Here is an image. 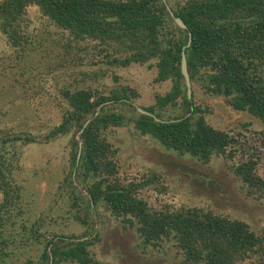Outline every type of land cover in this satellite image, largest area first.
<instances>
[{"label":"trees","instance_id":"trees-1","mask_svg":"<svg viewBox=\"0 0 264 264\" xmlns=\"http://www.w3.org/2000/svg\"><path fill=\"white\" fill-rule=\"evenodd\" d=\"M166 1L0 0V33L9 58L22 60L32 52L42 56L55 45L66 65L79 57L99 65L97 72L80 73L81 82L74 79L60 88V121L48 131L40 128L43 136H33L27 125L17 132L0 127V264H10L15 253L28 250L37 257L26 258L25 264H106L90 250L99 238H91L93 207L134 229L143 249L172 244L184 264H264V229L255 232L240 219L197 207L153 206L142 192L152 187L163 196V177L148 172L130 178L121 171L114 134L130 127L179 156L205 164L214 157L230 161L228 167L247 195L264 196L255 146L243 145L242 133L213 127L206 118L209 110L194 93L188 98L181 74L184 54L193 90L199 87L205 95L223 99L264 126V0H174L169 5L173 16ZM32 6L54 29L43 32L46 40L35 38L29 28L26 16ZM7 65L0 58V75L8 68L18 80L24 65ZM132 65L155 71L156 84L171 83L166 93L154 95L153 103L141 106L153 116L134 109L137 89L105 86L104 77L117 80L114 71ZM65 137L68 152L49 211L55 215L66 196V212L73 210V220L85 228L79 239L53 232L43 215L30 222L23 195L26 169L19 148ZM36 165L34 184L43 174V165Z\"/></svg>","mask_w":264,"mask_h":264},{"label":"rangeland","instance_id":"rangeland-1","mask_svg":"<svg viewBox=\"0 0 264 264\" xmlns=\"http://www.w3.org/2000/svg\"><path fill=\"white\" fill-rule=\"evenodd\" d=\"M171 1L174 0H168L169 4L166 1L170 13ZM26 17L30 21L29 28L35 38L46 40L49 36L43 32L53 33L54 29L45 22L36 7H29ZM60 52L61 47L57 49L53 45L49 52L42 56L38 52H32L22 60L14 56L9 58V48L0 33V58L4 57V64L8 66L7 64L16 63V67L24 65L16 77L18 80L14 79L15 72L9 71L8 68L0 75V127L4 128L3 130L17 132L24 129L23 125H27L33 136H43L40 128L48 131L60 121V88L73 83L74 79L81 82L82 72L99 71V65L91 64L90 59L84 61L81 57L75 58L74 63L70 61V64L68 62L66 65L65 59L56 56ZM114 74L117 80L111 76L104 77L105 86L112 88L128 85L137 89L140 97L133 104L137 113L138 109L143 110L141 106L153 103L155 94L163 95L171 87L169 81L154 83L155 71L149 69L147 65L117 69ZM94 86L106 88L104 84L96 82ZM193 93L196 101L209 110L206 118L213 127L234 134L242 133L246 137L239 138L242 144L247 146L250 143L255 146L259 159L258 174L264 178V137L256 134L259 132L264 134V126L247 112L234 111L223 99L205 95L199 87L193 90L191 86L188 97L190 100ZM130 129L123 127L114 134L116 136L114 143L120 151L121 171L130 178L148 172L163 177L167 190L162 197L156 195L152 187L142 192V196L146 195L151 205L156 207L168 205L169 209L197 207L217 215L240 219L249 224L255 232L264 229V196L256 199L247 195L241 182L229 169L230 161L214 157L206 164L200 163L190 157L166 151L155 140L139 136ZM68 139L69 137L59 138L49 143L19 148L23 152L21 160L24 170L26 169L23 195L24 201L28 202L30 222L43 215L53 232H60L65 236L72 234L79 239L85 228L73 220V210L66 212V205L62 204L67 200L66 196L59 202L61 205H56L55 215L49 211L53 188L58 183L60 168L65 161L63 156L68 152ZM249 152L253 150L249 149ZM36 164L43 165L42 178H39L41 181L38 184H34L38 180L33 173V169H37ZM92 212L91 219L88 218L92 226L91 238L95 235L99 238L98 241H94L90 250L98 261L106 264H184L182 256L176 252L172 244L168 243L161 249L151 247L143 249L134 229L115 221L102 208L93 207ZM6 227L13 226L7 224ZM33 257L36 258L37 254L28 250L15 253L8 262L25 264L26 258Z\"/></svg>","mask_w":264,"mask_h":264},{"label":"water","instance_id":"water-1","mask_svg":"<svg viewBox=\"0 0 264 264\" xmlns=\"http://www.w3.org/2000/svg\"><path fill=\"white\" fill-rule=\"evenodd\" d=\"M171 16H173L172 13H170ZM175 23L182 29H185L186 27L183 25V23L181 22L180 19L175 18L174 19ZM181 74L183 76V80H184V84L186 86V94L189 97L190 93H191V83H190V79H189V75L187 72V65H186V57L184 54H182V59H181ZM138 112L142 115H146V116H151L150 113L143 111L141 109H138Z\"/></svg>","mask_w":264,"mask_h":264}]
</instances>
